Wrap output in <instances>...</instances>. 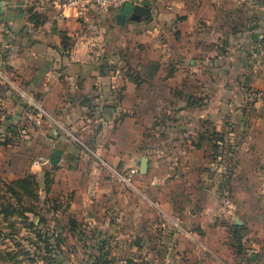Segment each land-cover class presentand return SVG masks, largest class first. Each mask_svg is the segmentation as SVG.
I'll return each mask as SVG.
<instances>
[{"label":"crops","instance_id":"1","mask_svg":"<svg viewBox=\"0 0 264 264\" xmlns=\"http://www.w3.org/2000/svg\"><path fill=\"white\" fill-rule=\"evenodd\" d=\"M25 1L0 0V154L16 153L24 142V155L44 156L46 169L57 155L50 170L57 186L79 191L87 207L93 188L96 206L111 202L121 210L119 217L87 214L84 220L108 223L112 236L137 237L130 246L149 255L146 264H243L226 245L225 227L211 226L219 193L208 167L219 132L224 142H216L225 147L234 178L249 165L257 176L244 186L263 198L264 68L256 61L264 1L147 0L150 14L137 18L120 16L126 3L93 9L85 19L56 18L32 0L39 13L31 15ZM114 64L120 67L112 70ZM23 94L45 111L41 129L26 120ZM149 139L164 149L151 153ZM137 163L140 177L131 192H106L111 181L121 183L119 169ZM151 171L163 178L149 177ZM147 201L162 214L152 213ZM258 251H250L251 264H262Z\"/></svg>","mask_w":264,"mask_h":264},{"label":"rangeland","instance_id":"2","mask_svg":"<svg viewBox=\"0 0 264 264\" xmlns=\"http://www.w3.org/2000/svg\"><path fill=\"white\" fill-rule=\"evenodd\" d=\"M120 65H124V63ZM120 65L114 64L111 69L115 70ZM127 66L129 65H124L123 69L126 72L132 71ZM22 98L25 100L23 96ZM231 98H233L232 103H240V96H238V99L234 96H231ZM233 114L235 115L234 111ZM24 116L26 117L25 113ZM239 116L240 113L237 111L234 117L238 118ZM26 120L28 119L26 118ZM33 126L41 129V126H37L34 123ZM15 140L17 142L18 139ZM147 144L151 153L157 151L158 148L165 147L161 143L150 139ZM17 147H20V149L16 150V153L8 150L6 153L0 154V180L9 182L24 176H34L36 182L35 185L33 183L31 186H27L28 192L19 189L21 192L19 201L13 196L7 198L9 194L1 192L3 196L0 197V252L3 258H0V264L149 263V255L136 249L133 250L130 246L138 239L137 237L112 236L108 233V223V225L105 223L103 225L89 223L83 217L87 214L99 215L102 213L110 215V217H119L120 208H117L111 202L110 204L102 205V207L100 205L96 206V196L93 188L87 193L88 197H90L91 205L89 207L82 206L83 194L76 190L71 191L57 186L56 173L53 174L50 171L56 168L46 169L47 167H44V164L38 167L34 166L33 160L38 158L39 155L33 157L24 155V142H19ZM240 156L242 157V164H244L247 161L245 150L240 152ZM151 163L154 169H161L164 174L163 171L165 169L158 165L154 157H152ZM182 163H184L183 160ZM226 163L227 161H223L220 164L217 160H214L209 165L208 175L212 178V182L210 181L212 185L213 182L217 184L221 169L225 167ZM138 165L137 163L131 168L118 170L120 173H126L133 169L135 172L131 183H119L117 180L111 181V185H108L106 192H131L133 190L131 188L135 187V177H140L138 176ZM248 167L246 166V169H237L236 178L232 176V173L229 178L231 181V184L229 183L230 191L224 188L217 196V213L215 214V220L211 222V226L225 227L227 246L233 249L238 246L242 247L243 251L239 253L240 255L239 257L237 256L236 261L243 264H251V255L249 253L253 249H258V253L260 252L258 258L264 264V222H261L262 216H264V190L263 198H257L253 194L254 190L244 186V183H253L254 178L252 176H257L256 174L251 175ZM31 168L36 170L33 171ZM154 172L151 171L149 177L158 175L159 179L163 178L162 173L157 174L158 172H156L154 174ZM261 172L263 174H259L260 176L258 175V177L263 178L264 169ZM146 174L147 172L143 175ZM240 176L241 178H239ZM233 180L236 182L241 181L242 183L240 186H237V184L234 186ZM136 194L140 195V193H135V197L137 196ZM105 196L106 194L101 197L102 201L100 204L105 202ZM140 196L143 197L142 194ZM146 196L147 199L152 200L151 196L147 194ZM226 200L232 205L230 213L227 212ZM246 203L248 204L245 205ZM148 204L150 205V203ZM6 205L8 207L10 205V208L8 211H3V207ZM154 207L150 205L152 213L157 210V213L162 214L160 208L155 209ZM236 217L244 221L243 224H239L244 226V228L233 234L232 229L230 227L227 228L226 223L237 224L235 221ZM138 243L139 241L135 242V244Z\"/></svg>","mask_w":264,"mask_h":264},{"label":"built area","instance_id":"3","mask_svg":"<svg viewBox=\"0 0 264 264\" xmlns=\"http://www.w3.org/2000/svg\"><path fill=\"white\" fill-rule=\"evenodd\" d=\"M29 1L22 3V7H28ZM34 1V0H32ZM134 0H38V8L44 10L46 7L51 8L55 11L56 18L61 17H76V18H87V15L93 9L97 10H114L122 7L126 3L139 4ZM88 24H91L90 20H86ZM259 39H263L260 35ZM259 57L257 58L256 65L264 68V41L259 44ZM1 29H0V65L2 63V53H1ZM0 79H3L1 68H0ZM26 100L27 109L25 111L26 118L37 126H42L47 117L45 111L41 108L40 104L37 103L33 98L23 95ZM48 160L43 156H39L33 160L34 166H39L41 164L47 163ZM134 170L130 169L126 173H118L117 177L119 181L126 184L131 183L133 179ZM226 207H228L227 212H231L232 205L228 200L225 202Z\"/></svg>","mask_w":264,"mask_h":264},{"label":"trees","instance_id":"4","mask_svg":"<svg viewBox=\"0 0 264 264\" xmlns=\"http://www.w3.org/2000/svg\"><path fill=\"white\" fill-rule=\"evenodd\" d=\"M32 2L34 3L33 4L34 6L38 7V0H34ZM25 11H27L29 13L31 12V15H34L33 13H36V12L39 13V11L34 10L33 6H31V5L28 7H25ZM3 28H4V26H3ZM261 35L263 36V39H259L258 44H257L258 48H259V44L262 41H264V31H263V33H261ZM149 68L155 69V64L151 63ZM263 112H264V109H263ZM218 140H220L221 142H224L223 135L220 134L219 132H214L212 142L210 143V146H211V149L213 152V156H214V157L213 156L211 157V160L212 161L217 160L220 164L223 161H227V163L225 164V167H223V170H221V172L219 174V180L217 182V192L220 194L222 192V190H224V188L226 190L230 191L231 181L229 180V178H230L231 174L233 173V169L231 167V162H232L231 159L224 157L225 156L224 155L225 147L223 145H222L223 147L221 145H219L216 142ZM218 156H220L219 159H218ZM51 162L53 163V167L56 168L55 166L58 162V156L54 155L51 159ZM220 164H218V165H220ZM232 176H233V174H232ZM35 182H36V180H35L34 176H24L22 178L13 179L9 182L0 180V197L3 196L1 194V192H2V193L9 194V196L7 198H9L10 196H13L17 199V201H19V198L21 195V192L19 191V189L24 190V192H28L29 190H28L27 186H31L33 183L35 185ZM9 208H10V205H9V207L6 205L3 207V211H8ZM226 226H227V228L230 227L232 229L233 234H236L238 230L244 228V226L239 225V224H235V223L234 224L233 223H226ZM239 239H240V237H239ZM242 251H243V249L241 246H238L235 248L236 253H242ZM0 258H3V255L1 252H0Z\"/></svg>","mask_w":264,"mask_h":264},{"label":"water","instance_id":"5","mask_svg":"<svg viewBox=\"0 0 264 264\" xmlns=\"http://www.w3.org/2000/svg\"><path fill=\"white\" fill-rule=\"evenodd\" d=\"M148 6H149V1L147 0H142L139 4L128 3L125 5L120 16L123 17V15L125 16L129 12H132L131 18H137L142 14H150V10ZM146 170H147V157H142L140 163V172L145 173ZM237 224L239 223L237 222Z\"/></svg>","mask_w":264,"mask_h":264}]
</instances>
